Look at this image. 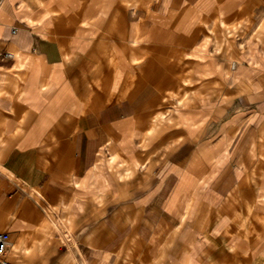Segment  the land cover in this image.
<instances>
[{
	"label": "crops",
	"instance_id": "crops-1",
	"mask_svg": "<svg viewBox=\"0 0 264 264\" xmlns=\"http://www.w3.org/2000/svg\"><path fill=\"white\" fill-rule=\"evenodd\" d=\"M0 232L22 264H264V0H0Z\"/></svg>",
	"mask_w": 264,
	"mask_h": 264
},
{
	"label": "rangeland",
	"instance_id": "rangeland-1",
	"mask_svg": "<svg viewBox=\"0 0 264 264\" xmlns=\"http://www.w3.org/2000/svg\"><path fill=\"white\" fill-rule=\"evenodd\" d=\"M248 27L249 23L245 21L235 24L223 23L217 45L222 49L232 48L236 50L237 46L243 43Z\"/></svg>",
	"mask_w": 264,
	"mask_h": 264
},
{
	"label": "built area",
	"instance_id": "built-area-1",
	"mask_svg": "<svg viewBox=\"0 0 264 264\" xmlns=\"http://www.w3.org/2000/svg\"><path fill=\"white\" fill-rule=\"evenodd\" d=\"M11 56V54H8ZM11 244V234L9 232H0V264H22L7 257V251Z\"/></svg>",
	"mask_w": 264,
	"mask_h": 264
}]
</instances>
